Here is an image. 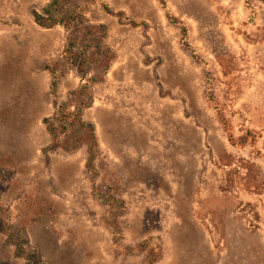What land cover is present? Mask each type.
<instances>
[{
    "label": "rangeland",
    "instance_id": "374dc122",
    "mask_svg": "<svg viewBox=\"0 0 264 264\" xmlns=\"http://www.w3.org/2000/svg\"><path fill=\"white\" fill-rule=\"evenodd\" d=\"M48 2L0 0V264H264V0ZM83 84L92 167L47 149Z\"/></svg>",
    "mask_w": 264,
    "mask_h": 264
},
{
    "label": "trees",
    "instance_id": "16d2710c",
    "mask_svg": "<svg viewBox=\"0 0 264 264\" xmlns=\"http://www.w3.org/2000/svg\"><path fill=\"white\" fill-rule=\"evenodd\" d=\"M63 2L64 0H49L40 11L33 9L31 12L33 21L41 27H51L56 24H61L66 27L69 25L66 22L67 17L60 16L58 13ZM105 10L110 14L114 13L108 8H105ZM115 15H117L119 19L122 17L121 12H117ZM132 25L136 24L132 22ZM89 32L92 33V30H89ZM67 52L68 59L70 63L75 66L77 73H79L81 77L84 76L88 63L86 57L79 51H74L72 49H67ZM109 60L110 57L108 54L104 53L100 63L105 68ZM99 79H101V77H99ZM87 103V89L86 85L83 84L72 92V98H68L66 101L60 103H55L56 112L51 118L45 119V127L51 138V142L47 149H70L80 144H86L88 153L86 165L87 167H92L91 160L95 148L97 147V140L93 124L84 121L82 118V111L85 106H87ZM14 244V254L20 256L23 253L22 244L20 241H17V239H15ZM122 251L128 253L131 251V248L126 247ZM157 256L158 253L154 249H149L146 264H153Z\"/></svg>",
    "mask_w": 264,
    "mask_h": 264
}]
</instances>
